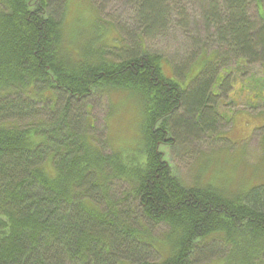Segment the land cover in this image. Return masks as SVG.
<instances>
[{
	"label": "trees",
	"instance_id": "16d2710c",
	"mask_svg": "<svg viewBox=\"0 0 264 264\" xmlns=\"http://www.w3.org/2000/svg\"><path fill=\"white\" fill-rule=\"evenodd\" d=\"M128 1L137 25L128 43L103 40L97 17L76 46L65 0L57 13L50 0H0V264H211L221 253L212 264H264V154L246 172L254 180L216 183L204 165L187 183L161 151L217 131L219 101L237 84L222 72L230 60L264 65V0H200L218 49L197 38L172 76L144 39L174 16L186 27L181 0ZM195 58L202 69L186 83ZM246 83L264 98V80ZM112 90L135 93L142 118L137 146L105 152L83 107ZM144 223L166 231L151 237Z\"/></svg>",
	"mask_w": 264,
	"mask_h": 264
},
{
	"label": "rangeland",
	"instance_id": "374dc122",
	"mask_svg": "<svg viewBox=\"0 0 264 264\" xmlns=\"http://www.w3.org/2000/svg\"><path fill=\"white\" fill-rule=\"evenodd\" d=\"M65 2L64 21L67 31L69 33L73 30L80 33L75 40L76 46L90 37V32L87 34V31L97 17L101 29L97 27L94 32L102 31L105 35L103 40L109 43L117 37H119L118 44L128 43L127 34L131 36L130 34L137 29L134 4L128 0H65ZM49 3L51 10L57 13L62 9L64 0H50ZM180 3L188 13L186 27L181 24L178 16H174L172 20L170 19L166 31L154 38L144 39V45L149 52L163 55L165 71L169 76L173 75L174 65L185 64L188 56L197 51V38L202 42L206 40L207 53L218 49L219 46L205 30L200 0H181ZM251 13L256 14L255 4L251 7ZM199 60L195 58L192 62L194 64L191 67L187 66L190 68L189 71L186 70L189 72L184 78L186 83H190L202 69ZM222 72L232 73L233 80L237 84L228 96H224L219 101L217 108L223 115V121L217 131L213 134L203 133L199 140L191 137L189 144L185 145L183 150L181 146H175L173 149L167 146L161 147L174 172L187 183L193 182L204 165H207L205 176L208 180L214 176L217 183V181L226 182L241 177L248 182L255 178L246 172L261 164L260 159L264 154L261 139L264 130L258 128L264 126V112L263 106L257 107V105H261L264 98L252 99L256 92L250 93L244 85L251 86L246 83L249 79L264 80V65L253 63L239 67V62L233 59L228 62ZM242 86L244 88L241 90ZM125 93L115 90L108 93H95L84 104V110L88 111L90 120L93 121L90 133L105 152L131 145L135 139V144L138 145L136 141L140 134L141 107L135 93L130 91ZM26 123L27 121L16 122L19 126H24ZM206 155H209L212 160L203 163L207 160L204 158ZM46 165L52 168L50 162ZM253 171L257 172L256 169ZM260 173L264 174V164L260 166ZM228 177L230 179H227ZM122 190V184H120L116 187L115 193L119 194ZM144 224L147 226H144L145 231H150L151 237L157 239L161 238L162 233L166 231L164 225ZM134 226L137 229H143L141 224L137 223ZM222 255L221 253L220 256ZM221 257L216 258L212 263H218ZM156 258H159V255L155 257V260ZM121 264H128V262Z\"/></svg>",
	"mask_w": 264,
	"mask_h": 264
},
{
	"label": "bare ground",
	"instance_id": "6f19581e",
	"mask_svg": "<svg viewBox=\"0 0 264 264\" xmlns=\"http://www.w3.org/2000/svg\"><path fill=\"white\" fill-rule=\"evenodd\" d=\"M15 124V123H14ZM7 126V125H6ZM156 243V242H155ZM166 246V245H165ZM157 247V246H156ZM161 247H162V245H161Z\"/></svg>",
	"mask_w": 264,
	"mask_h": 264
}]
</instances>
